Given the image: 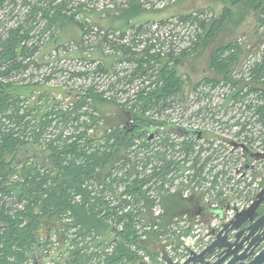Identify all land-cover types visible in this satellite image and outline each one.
Returning a JSON list of instances; mask_svg holds the SVG:
<instances>
[{"label":"trees","instance_id":"obj_1","mask_svg":"<svg viewBox=\"0 0 264 264\" xmlns=\"http://www.w3.org/2000/svg\"><path fill=\"white\" fill-rule=\"evenodd\" d=\"M6 1L15 2L0 0V9ZM228 1L232 6L248 5L257 29H264V0ZM85 7L64 0L46 8L33 7V11L42 12V19L49 23L45 30L61 27L62 18L76 25L82 41L99 32L100 47L108 43L119 54V61L133 67L130 78H122L128 81L126 84H132L135 78L146 84L137 91L132 104L128 99L118 104L90 87L68 106L48 97L29 107L12 91L18 85L1 81L0 264H164L156 246L175 241L177 252L181 235L191 234L195 224H207L215 213L204 207L203 196L222 187L224 181H218L219 176L230 173L227 168L214 170L218 149L212 155L195 153L196 136L180 139L171 133L170 123L158 118L178 96H183L185 81L178 68L222 31L231 16L227 5L217 17L207 16L205 12L209 11L203 9L179 14L177 18L196 32L195 39L180 52L171 32L162 39L156 34L144 38L151 21L137 20L142 11L139 0H127L126 7L115 8L118 15L108 17L121 23L108 30L98 26L102 21L97 17L82 20L84 14L89 15ZM130 28L134 35L128 41L126 32ZM30 30L31 26H20L10 30L6 39L0 36V62L4 63L0 77L7 79L27 70L34 49L22 42L29 38ZM242 52L239 40L216 47L208 62V70L215 77L203 78L192 87L200 97L207 95L202 86L232 90L226 95L225 106L230 101L245 105L247 115L244 123H234L240 126L235 135L240 137L248 125V135L243 134L240 143L249 149L258 143L264 149V55L248 64L236 79L233 69L239 65ZM97 70L106 72L103 65ZM250 96L255 103H247ZM95 102L120 108L119 119L109 122L97 113ZM252 119L256 123L250 122ZM255 124L261 130L258 136L250 137ZM162 127L165 133L150 139L154 128ZM203 135L201 131L200 139ZM178 146L180 154L176 156ZM190 170L192 174L184 175ZM176 176L188 182H181L174 193L162 192L161 188ZM209 177H213L211 189L183 197V192L192 189L191 183L200 187ZM260 186L264 187V177ZM214 195L219 200L222 193ZM156 205L161 212L154 217ZM179 221H186L187 228L178 227ZM172 225L180 229L178 234L172 231ZM57 237L63 240L62 245ZM183 255V250L178 253Z\"/></svg>","mask_w":264,"mask_h":264},{"label":"rangeland","instance_id":"obj_2","mask_svg":"<svg viewBox=\"0 0 264 264\" xmlns=\"http://www.w3.org/2000/svg\"><path fill=\"white\" fill-rule=\"evenodd\" d=\"M63 1L15 0V2H5L4 7L0 9L1 39H6L10 30L14 31L20 26L25 28L31 26L29 38L22 42V45L34 49V52L27 60L29 66L26 71L7 79L1 76L0 81L18 85L12 91L23 100H26L29 107L41 103V99L49 100V98L60 101L63 107L68 106L71 102L83 96L85 90L90 87L98 93H102L105 98L114 100L118 104L124 103L127 99L129 104H132L137 91L146 84V81L143 83L140 79L136 80L135 78L132 84H126L128 81L122 78L127 77L126 80H128L133 67L129 63L119 61V54L114 52L108 43L100 47L98 42L100 39L99 32L92 33L82 41L80 31L76 25H70L62 18L59 19L61 27L50 26L45 30L49 23L42 19V12L40 14L33 11V7L46 8L49 4H58ZM70 3L86 5L85 13L92 15L84 14L82 20H85V18L92 20L97 17L102 21L98 26L108 30L109 27H119L120 21L112 20L113 18L110 19L108 16L110 14L118 15L113 10L118 7H126L127 0H92L91 2L89 0H70ZM139 3L142 11L137 20L151 21L150 30L144 38L150 39L156 34L162 39L163 36L166 37L171 32L173 33L172 40L177 39L176 43L179 42L180 49L191 44L192 40L195 39L196 32L193 27L187 26L177 18L179 14H188L203 9L209 11L205 12L208 14L207 16L217 17L220 15L223 6L227 5L231 16L222 31L214 40L204 43L203 47L195 54L193 53L186 58L184 64L178 68L179 74L185 81L183 96H178L158 118L192 130L203 131L204 135L199 144L207 145L210 142L219 150V154L215 155L213 162L214 170L227 168L233 175L240 168V164L243 163L241 157L238 156L241 153L240 148L233 150V144L243 145L240 143V139L243 134L247 133L248 135V125L244 132L240 134V137L235 135L240 131V126H236L234 123L239 122V124H242L246 121L245 105H235L230 101L225 106L226 95L232 91L228 87H219L213 90L209 86H202V91L207 95L206 97H200L196 92L197 90L192 86L203 78L215 77L208 70L209 57L212 51L221 44L234 40L242 42L243 51L239 65L233 69L234 74L237 76L234 78L238 79L239 73L248 64H253L255 59L263 57L264 29H257L256 19L253 13L248 10L250 8L248 5L232 6L228 0H139ZM102 11L111 12L102 13ZM205 13L202 15L203 18ZM82 15L78 17L81 18ZM131 22L133 24L134 21L131 20ZM43 29L44 34H41ZM97 29L99 31V28ZM126 33V39L130 41L133 38L134 31L130 28ZM110 39H114V37ZM55 42L57 43L55 44ZM19 50L20 48H18L17 53H19ZM99 65H103L106 70L105 73L97 70ZM3 67L4 63L0 62V73H2ZM85 71L88 72L87 76L72 75V73ZM143 80H146V78H143ZM43 96L47 98L45 99ZM251 101L255 103L254 97L250 96L247 103L250 104ZM93 105L96 107L97 113L104 116L109 122L119 119L120 113H122L118 107L98 105L96 102ZM249 115L252 116L251 113ZM250 122L256 123L253 119ZM194 127H197V129H194ZM260 128L258 124H255L253 133H249V136H258ZM255 145L250 149L255 150L257 148L258 153L264 154V149L259 147L258 143ZM243 146L245 147V145ZM221 147L225 148L226 151H223ZM222 158L224 159L221 160ZM237 159H240V162L234 163ZM253 165L252 171H248L250 180L244 183V187L251 186L253 182L262 181L264 177V158L257 159L253 162ZM181 180L183 181L184 178ZM152 213L154 214V212ZM91 220L94 219L91 218ZM95 221L97 222V220ZM180 223L184 222L179 221L178 225ZM52 225L53 223L47 227ZM196 230L198 232H195L203 237V226L197 224ZM96 236L100 238L102 235L97 234ZM52 239L54 240V237ZM57 239L58 243L62 245L63 240L61 237H57ZM183 246H185L184 242Z\"/></svg>","mask_w":264,"mask_h":264},{"label":"water","instance_id":"obj_3","mask_svg":"<svg viewBox=\"0 0 264 264\" xmlns=\"http://www.w3.org/2000/svg\"><path fill=\"white\" fill-rule=\"evenodd\" d=\"M2 82L0 81V88ZM171 133L178 138L197 139L201 137V131L192 130L186 127L169 124ZM165 130L162 128L158 133ZM150 133V139L154 137ZM242 156L244 161L239 171L246 174L257 159L264 158V154L250 155L247 148ZM229 209L228 207L225 210ZM218 219L223 217V209H211ZM214 238L200 253L189 252V256L181 264H264V189L256 195L253 203L243 211L236 212L234 216L215 232ZM160 259L164 264H178L172 260L164 248V245L156 246Z\"/></svg>","mask_w":264,"mask_h":264},{"label":"built area","instance_id":"obj_4","mask_svg":"<svg viewBox=\"0 0 264 264\" xmlns=\"http://www.w3.org/2000/svg\"><path fill=\"white\" fill-rule=\"evenodd\" d=\"M175 42V44H177V46H179V42L176 43L177 39L174 38L173 40ZM180 48V47H179ZM169 123V122H167ZM170 124H175L178 125L176 123H170ZM179 126V125H178ZM188 128V127H186ZM194 129H197V127H194ZM246 147V146H245ZM260 153V152H259ZM224 158H222L221 160H223ZM242 166V164H240V167ZM252 168L249 170L250 172L253 169ZM240 169V168H239ZM239 169L237 171H235L233 173V175H231V173H228L227 175L223 176L220 175L218 178V181L222 182L224 181V183L222 184V187L218 188L215 187V190L211 189L212 188V178L209 177L206 181H204L205 183L203 185H201L200 187L196 185L195 182L191 183L192 184V189L191 190H187L185 192H183V197L187 198L190 197L191 194L195 193V194H202V192H206L209 189H211V192H207L204 196H203V201L202 204L204 205V207H207L208 209H218V208H222L223 209V217L222 219H218L215 215L211 216V218L209 219V222L207 224L205 223H198L200 225L203 226V237H200L195 231L197 228V225H194V231L189 234V235H181L179 241L181 242V248L179 250L174 251V247H175V241L171 244H167V246H165L164 248L167 250V252H169V256L172 258V260L178 264H181L188 256H189V252L193 251L194 253H200L201 251H203L206 246L212 241V239L214 238V234L212 233V231L214 230L215 232H217L220 228L221 225L223 223L228 222L236 212H240L245 210L246 208H248L254 201L256 195L258 194V192H260L262 189H264L263 187L260 186L261 181H257V182H253L251 184V186H247L244 187V183L248 182L250 180V173H246V174H242L240 173ZM221 170V169H220ZM219 171V170H218ZM193 171H186V174L184 173V175H190L192 174ZM214 174V173H213ZM222 176L224 178H222ZM183 176L180 177H174L172 183L170 185H165L163 186L162 192H168L166 190H169L171 193H174L176 191H179V187L181 182H188L186 180V178H184V180L182 181L181 179H183ZM215 192H219L222 193V196L220 197L219 200H216V195H214ZM228 207L229 209L225 210V208ZM153 212L156 216H158L161 212L160 207L158 205H156L153 208ZM184 223H180V227L181 228H187L188 224L186 221H181ZM196 226V227H195ZM172 231L176 232L177 234L179 233V228H177L176 226H172ZM198 232V231H197ZM183 242L185 244V246H183ZM165 243V242H163ZM182 250L184 251V255L183 256H178V253L182 252ZM144 261H146L147 263H149V259L147 256H144Z\"/></svg>","mask_w":264,"mask_h":264},{"label":"flooded vegetation","instance_id":"obj_5","mask_svg":"<svg viewBox=\"0 0 264 264\" xmlns=\"http://www.w3.org/2000/svg\"><path fill=\"white\" fill-rule=\"evenodd\" d=\"M163 128V127H162ZM162 128H154V130H153V133H155L154 134V139H156V134H158V130H161ZM201 141V139L199 138V139H196V140H193V143L194 144H196L195 146H194V148H195V153H198L199 151L201 152V155H204V154H207V155H212V154H215V152L214 151H216V148H215V145H213V144H210V143H208L206 146L205 145H202V144H199V142ZM198 144V145H197ZM201 146V147H200ZM240 146H243V145H239V144H233V150H236V149H238V148H240V150H241V153L239 154V156L241 157V159H242V161H244V159H243V155H244V150L242 149V147H240ZM247 150V152H248V154H250V155H256V154H259L258 153V150L257 149H255V150H252V149H246ZM223 151H226L225 150V148H223ZM176 156H178L179 154H180V151H179V146L177 147V151H176ZM230 154V153H229ZM180 158V157H179ZM178 158V159H179Z\"/></svg>","mask_w":264,"mask_h":264},{"label":"bare ground","instance_id":"obj_6","mask_svg":"<svg viewBox=\"0 0 264 264\" xmlns=\"http://www.w3.org/2000/svg\"><path fill=\"white\" fill-rule=\"evenodd\" d=\"M180 51H182V50L179 48L178 52H180ZM175 53H177V51Z\"/></svg>","mask_w":264,"mask_h":264}]
</instances>
